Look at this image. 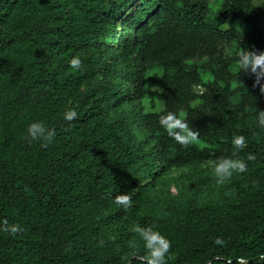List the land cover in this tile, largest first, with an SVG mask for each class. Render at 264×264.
<instances>
[{
    "label": "trees",
    "instance_id": "1",
    "mask_svg": "<svg viewBox=\"0 0 264 264\" xmlns=\"http://www.w3.org/2000/svg\"><path fill=\"white\" fill-rule=\"evenodd\" d=\"M263 12L264 0H220L211 18L207 0H0V264H145L116 251L119 236L100 230L107 224L130 230L126 239L139 234L134 225L158 231L170 242L166 264H264V92L233 70L240 47L264 51L240 29ZM148 69L160 110L140 108L145 96L153 106ZM120 108L125 116L112 114ZM169 112L195 141L168 134L160 119ZM34 122L55 133L50 143L31 135ZM236 135L245 138L238 151ZM222 157L246 163L222 201L143 213L154 172L137 176L141 165ZM13 224L21 231L6 230Z\"/></svg>",
    "mask_w": 264,
    "mask_h": 264
},
{
    "label": "rangeland",
    "instance_id": "2",
    "mask_svg": "<svg viewBox=\"0 0 264 264\" xmlns=\"http://www.w3.org/2000/svg\"><path fill=\"white\" fill-rule=\"evenodd\" d=\"M210 6V18L215 17L219 10L220 0H207ZM261 0H254V3L258 4ZM242 31V37L245 39L259 38L263 41L264 48V12L261 16L260 22L256 27L248 26L247 28H240ZM236 47V46H235ZM227 49L229 53L236 50ZM153 69H148L145 72L144 88L153 93V106H151V100L147 96L143 97L140 101V108L144 111L160 110L162 108V100L160 94V85L156 81L151 79L154 74ZM101 77H98L100 79ZM204 80H208L210 76L207 73H203ZM124 88V87H123ZM122 88V89H123ZM193 89L197 93L203 91L201 86H193ZM197 104V101L194 103ZM112 114H119L125 116V109H115ZM213 163H203L200 165H192L181 168H169L165 171H161V167L157 161L151 162L150 165H141L138 169L137 176H143L146 170H150L152 177L144 180L143 184L147 186L148 190V203L143 207V213H161L164 210L178 208L183 206L189 199H197L203 203H218L222 201L228 194L227 187L228 182L221 184L217 182V179L213 171ZM208 176L215 178L206 186H193L192 183L200 177ZM135 217H132V221ZM115 226L105 225L100 226L105 234H109L115 231V236L120 238L119 248H116L117 252L122 253L127 260L131 258H141L145 253L144 241L139 234H133L128 239L125 238L126 232L130 231L127 228L115 230ZM225 264V263H219Z\"/></svg>",
    "mask_w": 264,
    "mask_h": 264
},
{
    "label": "clouds",
    "instance_id": "3",
    "mask_svg": "<svg viewBox=\"0 0 264 264\" xmlns=\"http://www.w3.org/2000/svg\"><path fill=\"white\" fill-rule=\"evenodd\" d=\"M69 64L73 69H79L81 61L79 57H72ZM234 71L246 73L254 77V83L259 85V88L264 92V51L250 50L247 47H240L236 53V63L233 67ZM77 113L74 110L65 112L64 119L72 120ZM258 124L264 127V110L257 113ZM161 126L168 132L170 136L176 139L179 143L188 144L196 140L198 133L189 129L186 122L182 121L174 113H167L160 119ZM176 129H179L178 133ZM29 132L33 137L37 133L47 142H51L55 133L51 130L45 131L42 124L34 122L29 126ZM234 148L238 151L245 147V138L242 135H236L232 139ZM235 155V153H234ZM248 160L254 159V156L249 154ZM213 171L218 183H225L233 174V172L243 173L246 171V163L242 159H233L230 157H222L213 162ZM129 197L125 194L117 195L116 202L127 206ZM6 230L15 234L21 231L20 226L13 224L6 227ZM132 231L140 234L144 241L145 253L141 257L145 264H166L165 255L169 251L170 242L166 237L151 227H141L134 225ZM220 241H217L219 243Z\"/></svg>",
    "mask_w": 264,
    "mask_h": 264
}]
</instances>
